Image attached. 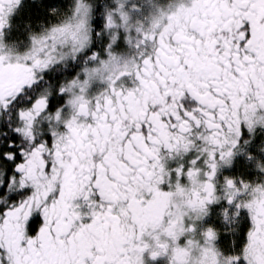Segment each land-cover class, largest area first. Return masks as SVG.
Masks as SVG:
<instances>
[{"label": "snow or ice", "instance_id": "1", "mask_svg": "<svg viewBox=\"0 0 264 264\" xmlns=\"http://www.w3.org/2000/svg\"><path fill=\"white\" fill-rule=\"evenodd\" d=\"M0 264H264V0H0Z\"/></svg>", "mask_w": 264, "mask_h": 264}]
</instances>
